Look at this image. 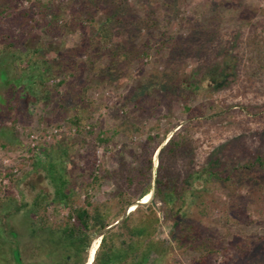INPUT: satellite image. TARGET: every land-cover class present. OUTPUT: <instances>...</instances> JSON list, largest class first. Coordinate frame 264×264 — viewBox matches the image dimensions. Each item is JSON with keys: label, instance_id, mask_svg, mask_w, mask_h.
<instances>
[{"label": "rangeland", "instance_id": "rangeland-1", "mask_svg": "<svg viewBox=\"0 0 264 264\" xmlns=\"http://www.w3.org/2000/svg\"><path fill=\"white\" fill-rule=\"evenodd\" d=\"M83 2L6 0L0 5V11L4 9L0 13V264L61 263L58 248L62 243L49 238L42 241L33 234L30 221L40 226L44 217L49 227H59L65 225L69 209L53 202L46 212L20 209L27 195L54 191L45 168L61 150L69 152L63 164L79 186L76 204L108 202L116 213L114 175L137 166L139 156L149 154L155 175L161 149L191 118L203 123L197 135L206 151L226 135L242 133L235 123L226 131L208 118L216 105L233 109L241 98L223 93L200 94L188 102L157 93L153 98L144 92V86L150 77L168 68L170 49H158L164 38L185 40L182 43L189 47L188 42L194 40L192 33L201 25L224 39L235 31L249 30L264 20V0H129L133 22L114 27L115 41L126 43L134 52L130 60L118 63L98 41L97 25L109 17L106 3L96 9V23L90 24L83 17L76 24L75 16ZM195 44L191 41L186 54L180 50L175 56L185 79L195 74L203 60L192 52ZM214 45L207 44L210 49ZM143 49L146 53H137ZM74 115L83 118L81 133L70 121ZM259 123L250 120L248 125L255 131ZM150 133L155 137L151 142L147 141ZM103 135L108 137L105 143L99 141ZM263 141L251 133L245 134L241 143L251 150ZM237 153H233L234 159L239 157ZM184 162L183 158L172 163L178 174L186 172ZM106 171L113 174L112 178L105 176ZM94 175L102 179L96 181ZM234 182V187L216 179L211 184V216L203 219L205 228L198 240L213 237L226 253L201 262L194 248L176 247L164 264L251 261L254 255L236 246L243 240L264 244V176L258 169L242 171L235 174ZM153 192L138 202L149 203ZM136 206L127 209L121 219ZM159 215L163 220L161 211ZM99 236L102 240L103 234L97 235L92 245ZM159 236L170 243L165 222ZM90 249L83 264L91 261ZM68 253L74 256V252ZM73 262L72 258L68 264Z\"/></svg>", "mask_w": 264, "mask_h": 264}, {"label": "trees", "instance_id": "trees-1", "mask_svg": "<svg viewBox=\"0 0 264 264\" xmlns=\"http://www.w3.org/2000/svg\"><path fill=\"white\" fill-rule=\"evenodd\" d=\"M128 1L84 0L82 10L75 16L76 24L83 17L94 24L96 9L106 3L109 17L97 25L98 41L117 63L130 60V53L134 52L128 50L126 43L115 41L117 32L114 27L133 22L129 16L131 10ZM5 2L0 0V5ZM3 11L2 8L0 13ZM192 35L194 40L191 41L196 43L192 52L203 57L195 74L183 78L175 61L180 50L184 54L190 50L191 41L188 42L189 47H185V40L178 42L173 37L164 38L158 49L160 52L170 49L168 68L150 77L144 92L153 98V93H157L164 95V98L186 102L193 96L206 93H223L241 98L233 109L216 105L214 113L208 118L226 131L235 123L242 133L234 137L228 134L220 139L217 146L206 151L197 135V129L203 123L191 118L173 133L161 149L160 166L155 175L151 154L146 158L140 155L137 166H126L124 173L114 175L116 213H113L108 202L94 204L88 200L85 205L76 204L75 195L79 186L63 164L69 152L61 150V154L50 159L48 168L44 167L54 191L46 193L42 190L27 195L20 206V209L26 208L30 212H35L34 209L46 212L48 204L53 202L69 209L65 225L59 227H49L44 217L40 226L34 220L30 221L33 234L42 237V241L49 238L62 243L59 250L56 249L61 256L60 264H68L72 258V264H83L85 253L89 252L91 246L89 264H164L166 256L176 247L194 248L201 262L226 253L213 237L198 240L205 228L203 219L211 216V184L215 179L234 187L237 172L258 169L260 176H264V141L257 149L251 150L241 143L243 136L251 133L258 134L264 140V20L249 30L230 33L225 39L204 25L195 29ZM210 42L216 44L214 49L207 46ZM137 51L139 54L146 53L145 49ZM2 75L5 76L4 73ZM199 109L205 115L204 105ZM187 110L191 111V108L187 107ZM250 120L260 122L255 131L248 125ZM70 121L78 133L83 132L82 117L74 115ZM154 139L151 133L147 136L149 142ZM99 141L105 143L108 137L103 135ZM234 152H238L237 159H234ZM183 158L187 170L178 174L172 163ZM105 176L112 178L113 174L106 171ZM101 179L100 175H94V180ZM153 189L149 203L138 202ZM133 205L137 206L121 219ZM159 211L163 213V220ZM164 222L170 229V243L159 236ZM101 234L102 240L99 236L92 245L94 237ZM236 248L254 255L248 264H264L263 241L256 244L248 240L239 241ZM69 251L74 252V256L69 255Z\"/></svg>", "mask_w": 264, "mask_h": 264}, {"label": "water", "instance_id": "water-1", "mask_svg": "<svg viewBox=\"0 0 264 264\" xmlns=\"http://www.w3.org/2000/svg\"><path fill=\"white\" fill-rule=\"evenodd\" d=\"M151 194V193H150ZM117 223H119V221L118 222H116L115 224H117ZM110 228V227H109Z\"/></svg>", "mask_w": 264, "mask_h": 264}]
</instances>
